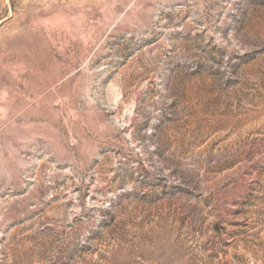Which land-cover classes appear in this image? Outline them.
<instances>
[{"label": "rangeland", "instance_id": "1", "mask_svg": "<svg viewBox=\"0 0 264 264\" xmlns=\"http://www.w3.org/2000/svg\"><path fill=\"white\" fill-rule=\"evenodd\" d=\"M0 264H264V0H0Z\"/></svg>", "mask_w": 264, "mask_h": 264}]
</instances>
